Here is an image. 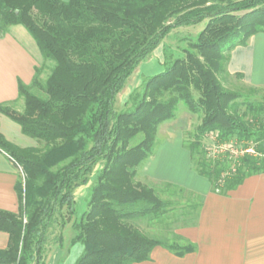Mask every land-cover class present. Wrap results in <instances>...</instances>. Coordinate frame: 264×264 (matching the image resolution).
<instances>
[{
	"label": "trees",
	"instance_id": "1",
	"mask_svg": "<svg viewBox=\"0 0 264 264\" xmlns=\"http://www.w3.org/2000/svg\"><path fill=\"white\" fill-rule=\"evenodd\" d=\"M204 22L184 57H167L163 71L146 77L125 109L116 111L129 78L172 31ZM12 25L23 26L54 66L43 85L34 81L43 96L19 83L23 112L0 105V114L24 135L44 143L43 150L23 149L0 133V149L25 174L16 185L19 212L0 210V232L9 235L0 264H45L49 230L57 218L64 227L77 216L74 191L98 164L103 168L87 210L72 225L71 245L84 247L76 264L148 262L158 247L178 257L195 253L197 246L180 236L172 242L153 238L133 223L153 224L173 212L172 202L136 178L155 153L159 127L176 117L180 105L199 118L184 146L214 193L227 195L264 173V102L221 82L230 52L264 34V0H0V33ZM210 136L218 146L235 138L253 145L257 156H210Z\"/></svg>",
	"mask_w": 264,
	"mask_h": 264
},
{
	"label": "crops",
	"instance_id": "2",
	"mask_svg": "<svg viewBox=\"0 0 264 264\" xmlns=\"http://www.w3.org/2000/svg\"><path fill=\"white\" fill-rule=\"evenodd\" d=\"M160 47L147 59L152 60L149 62L150 65L158 66L159 62L163 66L165 61ZM40 57L36 42L23 26H8L5 32L1 33L0 105L14 104L21 107L19 83L28 85L31 82ZM140 65L132 74V80L117 96L115 105L119 103V111L125 109L133 91L142 85L146 77H150L147 74L156 69L149 64L146 68ZM226 73L232 78L238 77L244 86L264 89V34L252 36L246 45L237 46L230 52ZM187 116L192 114H184V118ZM175 121L176 117L159 127L157 139L164 145L147 160L152 166V173L149 165H145L141 176H147L155 183H170L187 190L193 188V191L201 196L192 224L175 231L177 236L195 244L197 251L178 257L158 247L152 252L150 261L138 264H264V173L248 177L242 185L227 195L214 193L209 183L190 172L191 154L184 146L182 132L173 124ZM162 126L164 127L161 128ZM160 132L165 133L162 139L158 138ZM0 133L8 142L19 148H35L30 145L32 143L30 137L22 133L20 125L4 114H0ZM176 153L186 155L189 177L194 180L195 186L188 187L185 182L171 179V176L156 171L161 167L160 161H163L166 155ZM102 168L103 165L98 164L89 182L75 189L77 216L74 220L87 210L90 189ZM22 171L11 157L0 149L1 211L15 214L19 212L20 200L16 185L23 178ZM74 220L69 224L70 227ZM74 236L75 234L70 236L68 243L70 247H76L78 250L69 264H76L84 250V247L77 244L71 245ZM8 243V233L0 232V250H6ZM70 250L66 257L70 255ZM66 257L60 264H64L65 261V264L68 263Z\"/></svg>",
	"mask_w": 264,
	"mask_h": 264
},
{
	"label": "rangeland",
	"instance_id": "3",
	"mask_svg": "<svg viewBox=\"0 0 264 264\" xmlns=\"http://www.w3.org/2000/svg\"><path fill=\"white\" fill-rule=\"evenodd\" d=\"M207 22L201 23L196 26H190L185 28H180L177 30L172 31V33L162 42L161 44V51L164 56V61L167 57L171 58H182L184 57L183 50L189 48V44L194 42L197 39V36L205 29ZM1 35V33H0ZM152 60L144 61L140 67L143 65L149 66ZM149 64V65H148ZM156 65H150L152 67L155 66V71L152 69L148 76H154L159 74L163 71L164 67L157 63ZM54 66L53 61L46 60L42 55L40 60L38 61L35 70H34V77L31 82L26 85L31 88V91L35 94L42 95L43 93L39 90L38 85L34 86V81L36 77L38 78L39 84H44L45 81L51 74L52 68ZM132 80V77L129 78L127 84ZM238 77L232 78L227 73L221 77V82L223 86L231 91H235L241 93L243 95H247L251 101L253 102H264V89H256L244 86L241 81H239ZM20 97V96H19ZM22 105L18 107L14 104H5L4 106L10 107L16 111H23L24 109V99L21 98ZM21 104V103H20ZM120 105L117 103L115 105V110L119 111ZM244 110V108H242ZM184 114H192L185 106L180 105L178 113L176 115V121L173 123L175 127L179 128L182 132L184 141L188 142L194 135L196 127L199 125L200 121L198 116L193 115L187 116L184 118ZM162 126L161 128H163ZM162 130V129H161ZM165 133L160 132L159 137L160 139L164 138ZM142 136H138L133 143L136 144L141 140ZM32 140L30 144L32 147L38 148L39 150L44 149V143L38 141L36 139L29 138ZM238 140L235 138L231 141V143H235ZM215 139L213 136L208 137L206 139V146L208 148H213L215 145ZM163 142L160 143L159 139H157L156 150L155 153L163 147ZM188 150V149H187ZM189 151V150H188ZM150 161H146L139 169L138 175L136 180L150 188H153L161 199L165 201L172 202V206L170 209H173V212H169L165 218V220L154 222L153 224H149L146 220H138L133 222L137 225L140 229L143 230L148 236L167 240L169 242L177 240V235L175 234L176 229H179L182 226L191 225L193 220L195 219L197 213V207L201 201V196L198 195L193 191V188L186 189L181 188L177 185L171 184L176 186L180 189H183L185 193L180 194L179 191L167 189L165 187L166 184L170 183H155L149 177H142L141 173L145 165H149ZM161 167L156 171L161 172L165 176H171V179H177L179 181L185 182L186 185L189 187H193L194 180L189 177V170H188V161L186 159V155H182L181 153H176L171 156L166 155L163 161H160ZM152 166L149 165L150 173H152L151 168ZM190 172L196 176L198 175L199 178L203 179L205 182L209 183L211 186V182L198 174L195 170L194 164L191 158L190 164ZM155 172V171H154ZM23 182L24 179L22 178ZM169 209V210H170ZM172 216H176L175 219H172ZM167 218V219H166ZM77 219H80L77 218ZM62 217L56 219V223L53 224L51 229L48 233V243L46 246V253H45V264H60L64 261L65 257L68 254V250H70L68 239L70 236L74 235L72 227L68 225L62 227ZM74 246V245H73ZM79 247H83L81 244H77ZM76 247H72L70 250V255L66 257L68 261L67 264L71 263V261L75 258ZM66 263V261H65ZM64 263V264H65Z\"/></svg>",
	"mask_w": 264,
	"mask_h": 264
},
{
	"label": "built area",
	"instance_id": "4",
	"mask_svg": "<svg viewBox=\"0 0 264 264\" xmlns=\"http://www.w3.org/2000/svg\"><path fill=\"white\" fill-rule=\"evenodd\" d=\"M215 146L213 148H208V152L210 156L218 157L220 155L229 154V158L233 160H237L246 154L257 156V153L254 149L253 145H249L248 147H244L243 144L230 143L228 145H222L218 146L214 144ZM23 179H25V174L22 171Z\"/></svg>",
	"mask_w": 264,
	"mask_h": 264
}]
</instances>
